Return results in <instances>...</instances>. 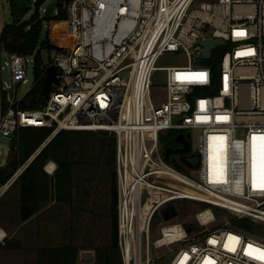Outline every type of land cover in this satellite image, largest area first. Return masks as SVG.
I'll list each match as a JSON object with an SVG mask.
<instances>
[{"label": "built area", "instance_id": "built-area-1", "mask_svg": "<svg viewBox=\"0 0 264 264\" xmlns=\"http://www.w3.org/2000/svg\"><path fill=\"white\" fill-rule=\"evenodd\" d=\"M195 2L67 0L65 41L46 61V75L55 65L56 78L39 108L24 106L39 80L37 52H9L0 43V136L14 143L21 128H51L43 147L61 130L116 135L123 264H264L254 258L258 253L246 254L264 250V238L234 228L230 219L213 224L216 207L264 225L262 142H255L254 169L252 139L264 136V0H213L192 8ZM57 6L51 17L61 13ZM208 38L221 42L206 58L201 41ZM217 48L215 72L206 61ZM168 53L185 55L188 63L159 66ZM30 63L33 84L20 95ZM161 70L165 92L156 100L154 76ZM171 130L176 141L179 133L191 147L194 141L195 151L167 158L160 137ZM48 163L53 174L57 164L49 172ZM179 200L196 204L188 217L180 214ZM171 204L177 215L165 219L162 209Z\"/></svg>", "mask_w": 264, "mask_h": 264}, {"label": "trees", "instance_id": "trees-1", "mask_svg": "<svg viewBox=\"0 0 264 264\" xmlns=\"http://www.w3.org/2000/svg\"><path fill=\"white\" fill-rule=\"evenodd\" d=\"M46 1L8 0L11 21L0 34V43L6 51L25 55L37 52L35 72L39 80L25 101L28 108H39L46 100L42 95L46 76L42 51L60 50L47 36L41 38L40 14ZM33 3L35 11L27 17ZM221 53L222 49L217 48L206 61L214 64L215 72ZM50 133L48 127L21 128L8 163L0 165V184H5L33 157L11 186L17 188L20 222L36 215L38 229H42L40 224L48 223L62 233L52 240L65 243L51 250L55 259L52 264H76L81 250H94L95 264H123L118 241L116 135L105 130H61L42 147ZM175 140L173 130L160 137L165 147L174 146ZM50 160L57 164L53 174L45 169ZM96 181L102 189H108V214L94 207ZM228 219L234 228L264 238L262 224L233 215Z\"/></svg>", "mask_w": 264, "mask_h": 264}, {"label": "rangeland", "instance_id": "rangeland-1", "mask_svg": "<svg viewBox=\"0 0 264 264\" xmlns=\"http://www.w3.org/2000/svg\"><path fill=\"white\" fill-rule=\"evenodd\" d=\"M51 1H53V0H47L46 3L44 4V6L46 7L47 4ZM211 1H213V0H196V2L192 5V8L199 7L201 2H211ZM66 4H67V0H61V3L57 6V8L61 9V14L53 16L52 17L53 19H49L48 17H45L44 12H42V11L40 14L41 19L43 21V30H42V37L41 38L44 39L47 36L48 39L51 41V43L54 45H57V46L63 45V43L65 41L63 39L65 37V34L63 33V31L65 29V20H63V17L64 16L67 17V12L63 9V7L66 8ZM34 11H35V6L33 3L29 13L27 14V17H30L34 13ZM52 20L56 21V25H53V27L52 26L49 27L50 23H52ZM10 21H11V15H10L9 2H8V0H0V34H1L2 29L5 26V24L10 23ZM53 54L54 53L51 52V56H53ZM42 57L45 61H47L50 58V53L46 50H43L42 51ZM6 58H7L6 53H3L2 58H1L2 62H4ZM187 63H188V61H187V57L185 55H175L173 53H168V54L163 56V58L159 61L158 65L161 67H166V66H172V65H185ZM32 67H33L32 63H30L29 68H28L29 82L20 87V89H19L20 95L25 93L33 84ZM2 77H3V79H8V70L3 71ZM154 81L157 84H159L157 87L158 91H156L154 98L156 100H159L162 97V94H164V92H165V90H164V83L166 81L165 71H163V70L158 71L154 76ZM176 134H177V131H174V135H176ZM177 142L178 141L175 140V143H177ZM14 143L9 138L0 136V165L4 166L8 163L10 151L12 149V146L15 145ZM178 144L181 145L180 142H178ZM195 146H196V143L193 141L190 151H192V152L195 151ZM32 158L33 157H31L28 161H30ZM50 161H52V160H50ZM50 161H48V162H50ZM14 180L10 183V185L6 189L5 193H9L10 195H16L17 196V188L16 187L11 188ZM96 183H97V181L94 183L96 185L95 196H94V202L96 203V205L94 207L103 209V211H105V213L108 214L109 200H110L109 198L106 199V197H108V194H109L108 189H106V188L102 189L100 184H99L100 182H98L97 184ZM177 205L180 209V214L186 215L187 217L190 215L191 208L196 207L195 206L196 204L192 203V201H190V200H179V201H177ZM202 205L206 206L205 204H202ZM189 208H190V210H189ZM213 210L216 213V221L213 224L216 226L222 224L226 219L229 218L230 215H232L229 211H225V210H222L220 208L213 207ZM84 215L87 216L88 213L83 214L81 217L84 218ZM11 218H12V215H6L5 217H3V219L6 220L7 222H11V220H10ZM12 224H13V222H12ZM41 225L42 226L44 225L42 227V229L43 228L44 229H56L54 226H51L48 223H45V224L42 223V224H40V226ZM262 231L264 233V228L262 229ZM159 235H160V233L157 232L155 235H153V238H156ZM94 253H95V251H94ZM92 262L95 263V260Z\"/></svg>", "mask_w": 264, "mask_h": 264}, {"label": "crops", "instance_id": "crops-1", "mask_svg": "<svg viewBox=\"0 0 264 264\" xmlns=\"http://www.w3.org/2000/svg\"><path fill=\"white\" fill-rule=\"evenodd\" d=\"M9 185L5 187L0 184V264L54 263L51 250L65 243L52 240L58 239L62 233L55 229H38L36 218L34 219L36 215L20 222L18 195L5 193ZM6 215H12L11 222L3 219ZM82 251L84 250L79 252L76 264H95L83 261Z\"/></svg>", "mask_w": 264, "mask_h": 264}, {"label": "water", "instance_id": "water-1", "mask_svg": "<svg viewBox=\"0 0 264 264\" xmlns=\"http://www.w3.org/2000/svg\"><path fill=\"white\" fill-rule=\"evenodd\" d=\"M59 1L60 0H53L49 2L47 6L45 7L44 15L47 17L51 16L54 12V8L59 4ZM201 42L204 45L203 56L207 58V57H210L212 49L221 42V39L208 38V39L202 40ZM197 60H200V57H198ZM47 70H48V73L44 78V87L42 90V93L45 97H49L50 83L52 80L56 78L57 68L55 65H50L48 66ZM177 140L183 142L184 146L179 147V148L167 147L166 153H165V156L167 158H169L172 153H178V152L184 153V152H188L191 149V143L189 140L185 138L184 133H179L177 135ZM14 148H15V145L12 146V149ZM182 159L186 160L184 155L182 156ZM192 167H195V166L192 165ZM177 212H178L177 208L174 204H171L162 209V214L165 219H170L176 216ZM192 228H193V225L188 226L189 230H191ZM81 255H82L81 257L83 261H94L95 260V253L93 250H84L82 251Z\"/></svg>", "mask_w": 264, "mask_h": 264}, {"label": "snow or ice", "instance_id": "snow-or-ice-1", "mask_svg": "<svg viewBox=\"0 0 264 264\" xmlns=\"http://www.w3.org/2000/svg\"><path fill=\"white\" fill-rule=\"evenodd\" d=\"M237 35H243V33H237ZM204 74H199V77L200 78H203ZM179 78V76H178ZM253 163H254V169H255V166H256V145H255V142L259 139L261 142H262V145H261V158H260V163H261V168L262 170H264V136H260V137H257V136H253ZM264 186V185H262ZM232 239H235V238H232ZM249 249H252V246L249 245L248 246ZM258 253V255H256L254 258L256 259H260V260H264V250H259V249H253L252 251H249V252H246L247 255H253V253Z\"/></svg>", "mask_w": 264, "mask_h": 264}, {"label": "bare ground", "instance_id": "bare-ground-1", "mask_svg": "<svg viewBox=\"0 0 264 264\" xmlns=\"http://www.w3.org/2000/svg\"><path fill=\"white\" fill-rule=\"evenodd\" d=\"M54 167H55L54 162H50V163H48V165H47V170H48L49 172H52V170L54 169ZM83 264H84V263H83ZM85 264H88V263H85Z\"/></svg>", "mask_w": 264, "mask_h": 264}, {"label": "flooded vegetation", "instance_id": "flooded-vegetation-1", "mask_svg": "<svg viewBox=\"0 0 264 264\" xmlns=\"http://www.w3.org/2000/svg\"><path fill=\"white\" fill-rule=\"evenodd\" d=\"M173 148H179V147H181V145L180 144H178V142L177 143H175V145L174 146H172Z\"/></svg>", "mask_w": 264, "mask_h": 264}]
</instances>
